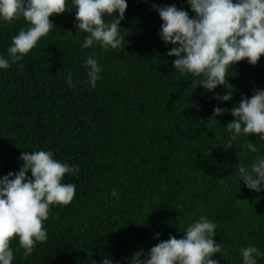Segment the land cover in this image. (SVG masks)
<instances>
[{
  "label": "trees",
  "instance_id": "trees-1",
  "mask_svg": "<svg viewBox=\"0 0 264 264\" xmlns=\"http://www.w3.org/2000/svg\"><path fill=\"white\" fill-rule=\"evenodd\" d=\"M127 3L119 49L81 48L75 11L66 10L50 17L55 29L22 61L0 71V177L18 172L21 153L33 150H51L80 169L78 178L64 177L77 185L73 201L50 207L47 240L25 258L13 238V264H100L102 257L127 264L170 235L182 238L201 215L217 224L214 240L224 244V258H213L242 264L240 247L255 244L264 251V192L238 179L237 164L255 155L240 146L249 139L264 155V141L242 136L225 149L223 127L235 118L226 112L208 120L214 107L230 110L242 96L264 89V56L256 65L245 60L230 66L233 99L219 102L213 96L227 89L206 92L192 83L198 77L175 72V57L166 55L172 45L158 35L163 21L152 5H176L194 16L186 0ZM22 27L23 18L0 23V54L7 55ZM92 54L103 69L94 89L85 84L83 68Z\"/></svg>",
  "mask_w": 264,
  "mask_h": 264
},
{
  "label": "clouds",
  "instance_id": "clouds-1",
  "mask_svg": "<svg viewBox=\"0 0 264 264\" xmlns=\"http://www.w3.org/2000/svg\"><path fill=\"white\" fill-rule=\"evenodd\" d=\"M194 16L176 5H152L163 21L158 33L161 41L172 47L166 52L175 57L172 65L181 75L198 77V86L212 92L220 86L227 91L215 93L213 99L226 103L233 99L228 83L229 68L247 61L256 65L264 56V0H186ZM0 0V23H12L23 18L27 27L11 37L7 55L0 54V71L18 64L34 49L38 42L55 29L50 17L75 11L76 36L83 33L80 47L98 45L104 51L123 46L125 36L120 32L125 19L127 0ZM23 66L22 64L20 65ZM85 84L95 88L102 79V67L92 54L83 62ZM66 81L73 86L72 73ZM228 112L235 119L223 127L229 134L222 144L232 148L242 136L256 135L264 141V89L255 88L251 97H241L230 110L216 106L208 122ZM241 149L255 154L249 163L237 164L238 179L254 193L264 192V155L259 154L256 143L249 139ZM18 172L0 177V264H13L11 241L16 238L23 257H30L38 243L48 238L44 221L49 218L50 207L68 205L76 195V183L64 182L67 174L78 178L80 169L54 158L51 150L24 151ZM31 173V177L28 173ZM111 196L119 198L115 189ZM217 224L207 216L193 219L182 231V238L169 236L152 246L147 255L137 251L127 264H219L213 257L220 254L224 244L214 240ZM160 233L156 234L159 238ZM242 264H258L264 251L248 244L239 248ZM100 264H114L102 257Z\"/></svg>",
  "mask_w": 264,
  "mask_h": 264
}]
</instances>
